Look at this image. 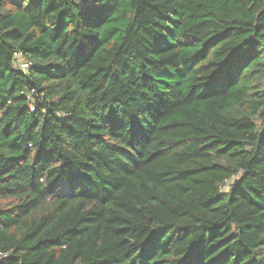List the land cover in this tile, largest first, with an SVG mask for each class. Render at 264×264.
I'll return each mask as SVG.
<instances>
[{
    "label": "trees",
    "instance_id": "obj_1",
    "mask_svg": "<svg viewBox=\"0 0 264 264\" xmlns=\"http://www.w3.org/2000/svg\"><path fill=\"white\" fill-rule=\"evenodd\" d=\"M0 264H264V0H0Z\"/></svg>",
    "mask_w": 264,
    "mask_h": 264
},
{
    "label": "built area",
    "instance_id": "obj_2",
    "mask_svg": "<svg viewBox=\"0 0 264 264\" xmlns=\"http://www.w3.org/2000/svg\"><path fill=\"white\" fill-rule=\"evenodd\" d=\"M16 56L19 57L17 54H16ZM20 66H21L22 68H24V69L28 68V65L25 64L24 62H21V63H20Z\"/></svg>",
    "mask_w": 264,
    "mask_h": 264
}]
</instances>
